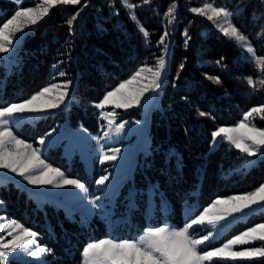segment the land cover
<instances>
[{
	"label": "trees",
	"instance_id": "16d2710c",
	"mask_svg": "<svg viewBox=\"0 0 264 264\" xmlns=\"http://www.w3.org/2000/svg\"><path fill=\"white\" fill-rule=\"evenodd\" d=\"M127 2L138 7L129 9L123 0H81L79 5L50 9L23 35L15 53L0 59V106L21 102L46 86L72 80V99L66 112L57 111L35 126L25 124L15 133L36 144L61 121L95 133L101 124L95 105L139 68L154 65L164 51L158 41L165 31L169 32L165 73L147 117L148 152L139 157L130 182L131 199L138 207L132 210L131 220L136 218L144 226L148 190L154 201L153 224L162 222L160 204L164 200L169 220L181 227L186 204L197 200L201 211L217 198L251 193L264 184V157L248 165L225 142L212 147L211 137L218 128L239 122L251 108L264 105V86L260 84L264 69L257 71L244 49L190 9L206 3L228 9L233 25L264 56V5L259 0H150L148 5L143 0ZM173 2L176 18L169 25L165 12ZM16 9L15 2L0 0V25ZM77 11L79 16L69 32L66 21ZM141 25L149 34L147 38L139 32ZM185 30L191 37L187 46ZM221 57L224 59L218 64ZM7 61L10 63L5 66ZM61 71L67 76L60 77ZM206 77H218L221 83ZM249 77L255 87L248 85ZM201 111L207 115L199 116ZM138 117L137 109L125 115ZM254 123L264 129V119ZM44 158L83 180L80 162L73 160L77 174L73 173L76 169L68 171L60 149L50 150ZM125 194L123 187L119 199H127ZM0 203L6 218L37 232L38 243L51 250L45 264H81L87 242L105 235L103 222L97 217L90 222L97 226L90 233L88 228L66 219L60 209L36 208L25 191L10 182L0 186ZM260 223H264V214L239 223L220 242ZM11 264L28 263L12 260Z\"/></svg>",
	"mask_w": 264,
	"mask_h": 264
},
{
	"label": "snow or ice",
	"instance_id": "6c2138e0",
	"mask_svg": "<svg viewBox=\"0 0 264 264\" xmlns=\"http://www.w3.org/2000/svg\"><path fill=\"white\" fill-rule=\"evenodd\" d=\"M22 0H17L20 4ZM126 7L134 9L133 5L123 0ZM264 5V0H259ZM81 0H40L36 6L17 7L14 13L2 25H0V55L10 54L19 40L20 33L30 30L49 14L50 9L58 5H79ZM143 4H150V0H143ZM190 11L198 16L206 17L212 21L217 30L225 37L235 40L251 54L256 63L264 68V57H256L252 45L248 42L240 30L230 20L232 13L226 9L214 6L210 3L203 7H193ZM175 2L165 12L168 24L175 20ZM79 16V11L69 18L66 23L68 30H73L74 22ZM133 18L134 14H133ZM139 32L145 38L147 30L141 25ZM170 33L165 31L158 43L164 45V51L157 57L154 67L142 66L127 80L119 83L113 90L105 93L95 107L101 110L100 115L106 121L102 135L93 137L100 141L110 142V138L119 136L126 129V121L117 123L116 109L129 110L142 105L148 93H157L161 87L163 75L166 69L167 44L166 38ZM185 46L191 37L187 30L184 32ZM223 57L217 61L220 64ZM60 63H63L61 61ZM58 67V65H54ZM183 70L184 65L179 66ZM147 73V75L145 74ZM60 77H66V72H59ZM179 76V71L177 73ZM214 83L220 84L218 77H206ZM247 83L255 87L251 77ZM264 86V79L260 80ZM72 80H63L61 83L51 84L32 94L28 99L21 102L0 106V172L20 177L27 185L33 188H56L78 190L80 200L91 205V209L104 210L105 205L101 202L102 197L88 198L86 185L78 179L68 178L65 173L43 158V149L48 144V137L55 131L45 134L37 140L39 147L19 138L13 129V125L19 124L26 115H36L47 111L60 109L72 99ZM111 106V111H104ZM259 114L264 119V105L253 107L244 114L241 122L231 127H220L211 133L212 145L215 146L221 140H226L231 146L251 158L264 157V129H259L250 123V117ZM199 116L204 117L207 113L201 111ZM139 124V121H136ZM121 149L112 147L104 151L100 148V162H116L120 157ZM110 175H103L96 180V185L105 190ZM264 208V184L251 193L233 195L227 198H217L205 207L202 212L195 215L185 223L182 228H173L164 224L157 227H147L137 239H112L104 238L98 241L88 242L82 249L83 264H214L219 261L227 264L228 261H252L254 258H264V223L248 228L225 241L220 247H210L211 241L220 235L221 231L230 223L229 218H241V214H247V210H255V207ZM208 226L205 228V226ZM0 228L6 229V233L0 235V264H11L13 255L23 253L34 259L35 264H44L43 257L50 253V249L38 244L39 234L22 225L15 219L8 220L0 217ZM199 228L204 233L194 235ZM11 236V239H7ZM256 242H261L256 246ZM252 245L250 247H239ZM257 264H264V259H259Z\"/></svg>",
	"mask_w": 264,
	"mask_h": 264
},
{
	"label": "rangeland",
	"instance_id": "374dc122",
	"mask_svg": "<svg viewBox=\"0 0 264 264\" xmlns=\"http://www.w3.org/2000/svg\"><path fill=\"white\" fill-rule=\"evenodd\" d=\"M11 1L15 2L17 7L36 6L40 3V0H22L20 4L17 3V0H11ZM204 5L200 7H203ZM199 17H203V16H199ZM203 18L206 19V17H203ZM230 20H231V17H230ZM207 21L217 30L215 24L212 21H209V20ZM27 31L28 30H25L23 33L17 34L19 35V40L18 42H16L14 46V51H12L10 54L0 55V59L6 60L10 55H13L15 53L16 47L20 39L23 37V35ZM231 41H234L237 44L235 40H231ZM248 42L254 48L253 44L249 40ZM166 44L168 46V43ZM237 46L239 48L244 49L243 47H240L238 44ZM255 53H256V57H264V56H260V53H257L256 51ZM247 55L249 58L252 59L253 65L257 71L260 72L264 69L259 64L256 63L255 58L251 54L247 52ZM166 60H167V54H166ZM156 62L154 65H151L149 67H154L156 65ZM9 63L10 61L4 62L5 66H8ZM145 74L147 75V73ZM157 95H158V92L148 93L146 99L143 101L142 105L139 107H134L129 110L116 109V112L118 114L117 123L122 122V121H126L128 123H127L125 131L121 133L119 136L113 135L110 138V142H105L101 140L100 144H97V141L93 139V137L101 136L103 131L106 130L105 128L106 121L101 118V115H100L101 110L99 109H98V112H99V118H100L101 124L97 132L91 133L87 131L86 129H84L81 125L70 127L66 124L65 121H61V122H58L56 126L53 128L55 129V131L52 133L51 137L47 138L49 142L48 144L44 146L43 158H44V155H46L50 150L60 149V156L64 160L66 169L68 171H71L72 169H76V166L74 165L73 160H77L80 162L82 172L84 173L83 175L84 178L83 180H80L78 176L77 177L70 176L69 174L66 173L65 169L59 166L53 165L50 161L44 158L46 162L54 167L61 169L65 173L66 177L75 178L83 182L87 188L88 198L97 197V196L102 197L103 199L101 202L105 205L104 210L91 209V205L87 203V200H84L83 202L80 200L79 195H78V190L56 189V188H51V187H46L42 189L33 188L31 185H27L26 182H24L20 177H16L10 173L4 174L3 172H0V186L6 185L9 182L13 183L15 186L25 191L26 195L34 202L36 208L42 211H45L47 207H51L54 210L60 209L62 210L66 219H68L69 221H75L79 225L84 226L85 228H88L90 233H93V227L94 228L97 227L96 225H90V222L93 220L94 217H97L100 221L103 222V225L105 227V235L99 239H93L90 241H98L100 239L109 238V237L112 239H129V240L137 239L138 236L143 233L145 228L157 227V226H161L164 224L170 225L171 227L177 228V229L182 228L187 221H189L191 218H194L195 215H198L200 212L204 210L203 208L201 211H199L197 200L189 204H186L184 206L183 211H182L183 224L181 227H177L169 220L168 206L164 200H161L160 210L162 214V217H161L162 222L159 225H155L152 222V219L154 217L153 215L154 214L153 213L154 201L152 199L151 192L148 190H147L146 206H145V210L143 213L144 219L142 221L144 222V226L142 227L140 220H137L136 218H134V221L131 220L132 210L137 209L138 207H137L136 200L131 199V194L133 193V189L131 187L130 182L132 181L134 168H135L136 163L139 161V157L145 156L148 152V140L145 134L146 125H147V117H148L149 110L155 104ZM68 101H67V105L62 106L60 109L47 111V112L36 114V115H26L25 118L19 124L13 125L14 133H15V130L21 128L25 124L30 125V126H35L36 122L45 118L46 116L52 115L53 113L57 111L66 112L68 108ZM135 109L139 111V117L137 119L125 118V115L128 111L135 110ZM111 110H112L111 106H108L106 109H104V111H111ZM243 117L241 118L239 122L242 121ZM258 119H262V118L260 117L259 114H256L253 117H250V123L256 127L254 120H258ZM136 121H139L140 123L137 124ZM239 122H237L236 124L232 126L237 125ZM228 127H231V126H228ZM52 130L48 132H51ZM43 136H45V134ZM220 142H225L230 147H233L226 140H221ZM101 145H103L104 151H107L109 148H112V147L120 148L121 153H120V157L118 161L106 162L102 164L99 160ZM217 145L218 143H216L215 146L212 145V147H216ZM33 146L39 147L37 143L33 144ZM240 155L244 157V160L248 165L262 158V157L251 158V162H249V158L246 155H243L241 153ZM78 172H79L78 169H76V171H74L73 173L77 174ZM106 174L110 175V180L109 182H107L108 187L105 190H101L96 185V180L99 177L106 175ZM123 187H126L125 195L128 196L127 199H119V196L121 195V190ZM3 209L4 208L2 204L0 203V217H5V215L2 213ZM259 214H264V208H260L256 206L255 210H247L246 215L241 214V218L232 219L230 217L229 218L230 223H227V227L221 231L220 235L211 241L210 247H213V248L220 247L225 241H227V240H224L220 242V239L222 238V236L227 234L230 230H232L239 223L246 222L249 218L254 217V215H259ZM8 220H11V219H8ZM207 227L208 226L206 225L205 228ZM6 231H7L6 229L0 228V235L5 234ZM193 234L199 236L201 234H206V233H204L202 229L197 228ZM6 238L11 239V236H7ZM260 243L261 242H256V246H259ZM40 246L45 247V245H40ZM250 246L252 245L238 246V248L239 247H250ZM45 257L46 255L43 257L44 264L46 263ZM259 259H264V258H254L252 261H237L235 262V264H257V261ZM12 260L22 261L28 264H35V261L33 258L26 256L23 253H21L20 255H13ZM81 264H83L82 256H81ZM214 264H221V262L214 261ZM227 264H233V262L228 261Z\"/></svg>",
	"mask_w": 264,
	"mask_h": 264
}]
</instances>
